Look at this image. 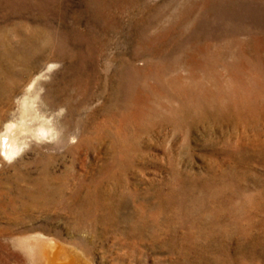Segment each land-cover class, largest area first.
Instances as JSON below:
<instances>
[{
  "label": "rangeland",
  "instance_id": "374dc122",
  "mask_svg": "<svg viewBox=\"0 0 264 264\" xmlns=\"http://www.w3.org/2000/svg\"><path fill=\"white\" fill-rule=\"evenodd\" d=\"M0 30L37 78L31 118L75 138L0 178L52 156L127 193L112 224L1 211L0 264H35L17 238L39 234L86 264H264V0H0Z\"/></svg>",
  "mask_w": 264,
  "mask_h": 264
},
{
  "label": "bare ground",
  "instance_id": "6f19581e",
  "mask_svg": "<svg viewBox=\"0 0 264 264\" xmlns=\"http://www.w3.org/2000/svg\"><path fill=\"white\" fill-rule=\"evenodd\" d=\"M10 32L0 30V63L2 61L8 63L4 67L0 65V157L4 161L13 160L32 143L42 145L52 140L56 143V147H61L75 140L74 137L67 139L62 128L53 123L52 118L47 119L43 116L44 119L38 120V116L33 115L31 118L32 101L28 98L33 93L37 78L31 79L33 70H29V67L14 70L16 64H25L23 58L25 56H22V47L10 56L12 54L10 50L12 40L8 36ZM34 41L35 35L27 38L23 45L34 44ZM30 61L31 59L27 60L29 63ZM25 83H27L25 87L27 96L22 99L23 101L18 99L23 107L21 112L15 109L14 111L10 100L17 91L24 87ZM47 157L49 159L43 162L38 160L39 163L41 162L36 169L38 176L33 175L28 168L23 169L17 166V163L8 165L13 168V171L0 178V212L31 215L32 212H48L51 209L64 207L82 220L78 223L79 226L86 225L85 221L96 226L101 222L112 224L114 218L126 205L125 189L110 187L103 179L94 175H90L91 177L88 174L85 175L84 178L90 177L85 180L76 178L77 176L72 178L68 172L57 174L53 171L51 163L53 157ZM1 169L10 171L6 165ZM5 196L8 198L5 199ZM17 239L19 245L35 264H86L76 251L69 252L54 239L43 237L42 234L26 235ZM41 241L46 242L47 248L40 254ZM87 263L90 262L87 261Z\"/></svg>",
  "mask_w": 264,
  "mask_h": 264
}]
</instances>
